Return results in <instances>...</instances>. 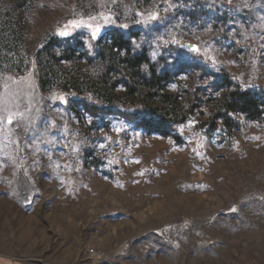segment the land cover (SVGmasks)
<instances>
[{
    "label": "rangeland",
    "instance_id": "374dc122",
    "mask_svg": "<svg viewBox=\"0 0 264 264\" xmlns=\"http://www.w3.org/2000/svg\"><path fill=\"white\" fill-rule=\"evenodd\" d=\"M11 259L264 264V0H0Z\"/></svg>",
    "mask_w": 264,
    "mask_h": 264
},
{
    "label": "trees",
    "instance_id": "16d2710c",
    "mask_svg": "<svg viewBox=\"0 0 264 264\" xmlns=\"http://www.w3.org/2000/svg\"><path fill=\"white\" fill-rule=\"evenodd\" d=\"M3 42L6 43L7 40L4 37H1ZM4 54L7 55L8 52L4 51ZM145 62V58L143 55H138L134 57V60L131 62V64L134 65H140ZM223 105L225 106V109L227 111L230 110H238L240 112H244L246 115L249 114L251 116L253 113L254 116H258V114L261 115V110H258L259 104L257 102V98L254 94H251L248 91H242V90H229L228 92H225L223 95ZM252 113V114H250ZM225 121H228L229 117L225 116Z\"/></svg>",
    "mask_w": 264,
    "mask_h": 264
},
{
    "label": "water",
    "instance_id": "95a60500",
    "mask_svg": "<svg viewBox=\"0 0 264 264\" xmlns=\"http://www.w3.org/2000/svg\"><path fill=\"white\" fill-rule=\"evenodd\" d=\"M185 45H186V47L189 48L190 50H196V49H197V45L194 44V43L187 42Z\"/></svg>",
    "mask_w": 264,
    "mask_h": 264
},
{
    "label": "crops",
    "instance_id": "0c3cea01",
    "mask_svg": "<svg viewBox=\"0 0 264 264\" xmlns=\"http://www.w3.org/2000/svg\"><path fill=\"white\" fill-rule=\"evenodd\" d=\"M0 264H23V263L17 262V261H14L11 259V263H4V262L0 261ZM24 264H27V263H24Z\"/></svg>",
    "mask_w": 264,
    "mask_h": 264
},
{
    "label": "snow or ice",
    "instance_id": "6c2138e0",
    "mask_svg": "<svg viewBox=\"0 0 264 264\" xmlns=\"http://www.w3.org/2000/svg\"><path fill=\"white\" fill-rule=\"evenodd\" d=\"M97 31H98V29H97ZM63 35H67V33H62Z\"/></svg>",
    "mask_w": 264,
    "mask_h": 264
},
{
    "label": "built area",
    "instance_id": "2783aa9c",
    "mask_svg": "<svg viewBox=\"0 0 264 264\" xmlns=\"http://www.w3.org/2000/svg\"><path fill=\"white\" fill-rule=\"evenodd\" d=\"M91 252H93V251L91 250Z\"/></svg>",
    "mask_w": 264,
    "mask_h": 264
}]
</instances>
